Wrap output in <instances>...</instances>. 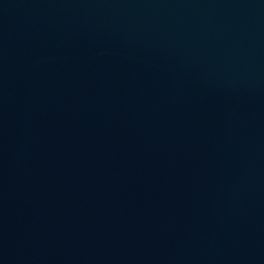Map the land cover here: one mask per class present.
Wrapping results in <instances>:
<instances>
[{"label":"water","instance_id":"water-1","mask_svg":"<svg viewBox=\"0 0 264 264\" xmlns=\"http://www.w3.org/2000/svg\"><path fill=\"white\" fill-rule=\"evenodd\" d=\"M0 264H264V0H0Z\"/></svg>","mask_w":264,"mask_h":264}]
</instances>
